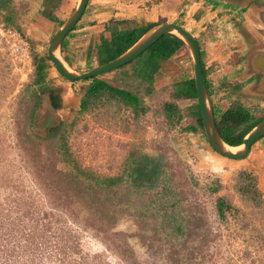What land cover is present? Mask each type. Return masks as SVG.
Listing matches in <instances>:
<instances>
[{"label":"trees","instance_id":"1","mask_svg":"<svg viewBox=\"0 0 264 264\" xmlns=\"http://www.w3.org/2000/svg\"><path fill=\"white\" fill-rule=\"evenodd\" d=\"M59 2L46 0L42 16L54 21L51 10ZM155 25L110 20L104 29L108 36H99L88 49L87 59L92 53L97 66L111 62ZM65 43L64 39L61 50ZM182 48L186 46L181 39L166 34L115 72L121 77L117 86L99 77L86 80L79 93V110L87 112L99 104L113 102L136 117L144 115L147 108L143 97L154 92L156 74ZM47 61L46 56L34 58V80L27 88L35 87L32 98L36 99V107L46 94L49 106L56 111L62 109L61 90L46 82ZM65 61L70 65L66 58ZM129 80L132 83H127ZM171 89L174 99L197 100L193 77L175 82ZM26 94L20 95V101ZM164 110L170 122L180 121L181 115L172 103H166ZM36 111L30 110V135L40 142H53L49 152L52 155L44 157L46 151L36 148V152L28 153V150L21 156L22 166L31 176L32 188L29 194L7 198L0 205V264H143L129 248L125 234L117 230L128 219L135 222L137 238L151 237L148 249L154 247V238L161 235L162 242L151 255L166 251L164 264H179L182 260L184 264H198L201 259L203 264H216L222 250L230 252L231 243L239 238L246 248L254 245L255 250H264V236H257V244H250L245 238L252 239L247 234L244 214L226 197L218 196L222 189L218 180L201 185L189 169L181 168L180 173L167 167L161 158L134 149L118 174L97 175L82 167L70 153L64 123L46 129L44 138L37 137L32 130ZM190 116L194 123L183 131L204 133L198 104L191 107ZM214 119L223 141L237 147L264 117H257L236 102L220 114L214 111ZM236 188L243 200L264 207L253 174L240 172ZM200 191L208 196L206 200L198 198ZM88 235L103 245L104 253L85 248L82 239ZM1 237H6V245ZM188 239L195 242L192 248L187 246ZM107 253L114 257L113 262L106 258Z\"/></svg>","mask_w":264,"mask_h":264},{"label":"rangeland","instance_id":"2","mask_svg":"<svg viewBox=\"0 0 264 264\" xmlns=\"http://www.w3.org/2000/svg\"><path fill=\"white\" fill-rule=\"evenodd\" d=\"M258 1L264 4V0ZM45 2L46 0H0V205L5 204L7 198L11 200L13 197H20L21 194L23 196L29 194L32 188L29 171L22 166L21 156L25 155L26 151L29 150L28 153H31L40 148L46 151L45 155L42 153L44 157L49 158L52 155L49 152L53 149V142H40L30 135L28 127L30 110H37L36 125L32 126L37 137L44 138L46 129L64 123L70 153L82 167L97 175L118 174L128 153L134 149L141 154L161 158L167 167L180 173L181 168L189 169L201 185L207 181L218 180L222 186L218 196L226 197L243 212L248 227L247 234L252 239L245 238L250 244H257V236H264V207L245 201L238 195L236 178L242 171L253 174L257 178L258 188L264 199V138L251 147L246 159L236 161L217 154L204 133L183 131L194 123L190 109L197 104V100L172 98L171 86L177 81L193 76L189 51L184 49L182 56L165 63L156 74L154 92L143 97V103L147 108L144 115L136 117L130 110L119 109L113 102L99 104L93 110L81 112L79 93L87 84L86 81L65 80L50 61L46 62V82L61 90L62 109L53 110L49 106L46 94L41 96L40 104L36 107V99L32 98V89L35 87L27 88L34 80V58L47 57L52 36L73 13L78 0H60L51 10L54 21L42 16L46 10ZM99 6V3L91 5L88 16ZM126 22L135 24L134 21ZM221 24L217 31L222 36L227 32L228 37H231L227 42L233 53L231 60L236 62L238 58L235 52L245 47L241 37H246V32L240 29L241 34H244L242 36L239 34L238 23L235 29H231L233 27L231 20H222ZM90 25H93L92 21L86 19L78 26ZM92 30L95 29L85 28L83 31L73 32L65 40L64 49L60 48L61 58L65 63V58L68 60L70 65L66 64L73 71L82 73L97 67L93 59L86 58L88 48L97 42L100 36L98 33H92ZM76 36L80 39L77 40ZM23 42L28 46L29 59L25 57ZM115 72L99 78L112 86H117L121 82V77ZM127 83L132 82L129 80ZM25 92L26 99L20 101V95H24ZM166 103H172L178 110L181 115L178 123L170 122L166 118L164 110ZM246 108L257 117H264V107L250 103ZM214 157L218 160H214ZM198 195L203 201L208 198L202 191ZM9 205H12L11 201ZM208 206L210 207V204ZM134 223L128 219L119 224L117 230L125 234L127 244L135 257L143 264H164L166 251H157L156 255H151L156 245L161 244L159 243L162 242L161 235L154 238L156 240L154 247L148 249L151 237L144 236L142 239L145 241L137 238ZM1 238L6 245V237ZM241 239L231 243L230 252L223 249L216 264H264V250L262 248L255 250L254 245L250 244V247L246 248ZM187 241V246L192 248L195 242L189 239ZM82 242L89 252H105L103 245L89 235L84 236ZM106 256L111 262L114 261L110 253ZM201 261L202 259L198 260V264H203ZM184 263V260L179 262Z\"/></svg>","mask_w":264,"mask_h":264},{"label":"crops","instance_id":"3","mask_svg":"<svg viewBox=\"0 0 264 264\" xmlns=\"http://www.w3.org/2000/svg\"><path fill=\"white\" fill-rule=\"evenodd\" d=\"M94 3L100 6L88 16V9ZM86 19L93 25L78 26ZM110 20L155 26L173 23L191 33L201 49L202 69L213 112L220 114L236 102L244 107L250 103L264 107V38L255 30V27L264 30V11L257 0H89L76 29L65 40L73 32L85 28L108 36L104 29ZM222 20H231V29L238 23L239 34L240 29L246 32V37H241L245 47L235 52L236 62L231 60L233 53L227 42L231 37L227 32L222 36L217 31ZM184 49L172 59L182 56ZM92 59L91 53L89 60ZM213 159L218 160L217 157Z\"/></svg>","mask_w":264,"mask_h":264},{"label":"water","instance_id":"4","mask_svg":"<svg viewBox=\"0 0 264 264\" xmlns=\"http://www.w3.org/2000/svg\"><path fill=\"white\" fill-rule=\"evenodd\" d=\"M89 0H78L77 5L70 15V17L62 24V26L52 36L48 49L47 58L54 65L57 72L67 81L70 82H84L92 78H98L112 72L117 71L123 66L134 61L150 46L156 43L162 36L172 34L181 39L187 50L189 51L192 67L193 79L197 96V104L199 105L202 127L204 134L211 148L220 156L231 160H244L251 151V147L260 139L264 138V120L259 122L252 130L244 137L240 146L243 148L236 152H229L223 150V145H227L221 138L216 127L213 109L210 103L208 91L205 84L203 69L201 65V50L196 38L184 28L173 24L164 23L157 25L144 34L130 49L115 60L106 64L94 67L86 72L73 71L68 65L69 69L55 56V53L60 51L61 44L67 35L80 21ZM257 2L262 11H264V4ZM257 33L262 34L264 38V30L255 27Z\"/></svg>","mask_w":264,"mask_h":264},{"label":"bare ground","instance_id":"5","mask_svg":"<svg viewBox=\"0 0 264 264\" xmlns=\"http://www.w3.org/2000/svg\"><path fill=\"white\" fill-rule=\"evenodd\" d=\"M55 56L69 69V67L63 61V59L61 58V56H60V54L58 52L55 53ZM242 148H243L242 146L232 147V146L223 145V150L229 151V152H236V151L241 150Z\"/></svg>","mask_w":264,"mask_h":264},{"label":"built area","instance_id":"6","mask_svg":"<svg viewBox=\"0 0 264 264\" xmlns=\"http://www.w3.org/2000/svg\"><path fill=\"white\" fill-rule=\"evenodd\" d=\"M23 46H25V48H24V51H25V57L29 59V53H28V48H27L28 46H27V44L24 43V42H23Z\"/></svg>","mask_w":264,"mask_h":264},{"label":"flooded vegetation","instance_id":"7","mask_svg":"<svg viewBox=\"0 0 264 264\" xmlns=\"http://www.w3.org/2000/svg\"><path fill=\"white\" fill-rule=\"evenodd\" d=\"M201 50V49H200ZM214 113V112H213Z\"/></svg>","mask_w":264,"mask_h":264}]
</instances>
